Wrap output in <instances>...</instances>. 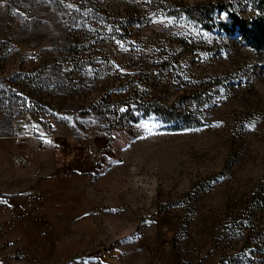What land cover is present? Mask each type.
<instances>
[{
  "label": "rangeland",
  "instance_id": "obj_1",
  "mask_svg": "<svg viewBox=\"0 0 264 264\" xmlns=\"http://www.w3.org/2000/svg\"><path fill=\"white\" fill-rule=\"evenodd\" d=\"M218 1L254 13L0 0V133L37 113L46 134L13 163L19 198L0 192V264H264V49L222 9L184 11ZM155 102L197 124L145 112Z\"/></svg>",
  "mask_w": 264,
  "mask_h": 264
},
{
  "label": "crops",
  "instance_id": "obj_2",
  "mask_svg": "<svg viewBox=\"0 0 264 264\" xmlns=\"http://www.w3.org/2000/svg\"><path fill=\"white\" fill-rule=\"evenodd\" d=\"M44 128L42 126L40 116L37 113L34 114H26L20 118L14 125L13 128H6L5 132L0 133V165L2 169L0 170V183L3 185V188L0 189L3 197H15L19 198L21 194V189H16L18 186V175L19 171L13 163L23 158L25 160L30 158L29 153L32 149L39 144H42L43 141L41 137H44ZM14 137L17 138L14 141ZM39 146V147H42ZM33 149V150H34ZM49 168L46 171H43L41 167H38L39 170L34 171V176L37 178L36 187L39 185L40 181L44 182L45 179H50L52 176H56L57 169L55 167H47ZM49 173V175H47ZM26 174V172H24ZM11 182L12 187H6L7 182ZM35 184H26L24 185V189L26 192H29L27 189H31V187H35ZM42 188L46 189L47 186H43ZM12 195V196H11ZM10 201V200H9ZM20 202V201H18Z\"/></svg>",
  "mask_w": 264,
  "mask_h": 264
},
{
  "label": "trees",
  "instance_id": "obj_3",
  "mask_svg": "<svg viewBox=\"0 0 264 264\" xmlns=\"http://www.w3.org/2000/svg\"><path fill=\"white\" fill-rule=\"evenodd\" d=\"M251 6L253 7L254 13L252 14H241L234 8L230 7L228 2H221L214 4L206 3H190L185 7V13L198 17V20L202 21V17L207 12L208 9H211L213 6L217 9H222L226 14V23L223 24L224 29L228 33L236 34V37L240 39L246 47L253 49L254 51H263L264 49V0H250ZM213 5V6H212ZM220 20L216 22L218 25ZM222 22V21H221ZM214 23V22H213ZM153 111L159 116H167L169 119H175L173 109L171 106H162L159 103H154L152 108H149L145 112ZM177 121H181L176 125V128L181 126H193L197 124V119L192 121L186 113H181L176 118ZM252 208H248L249 213ZM249 213L247 218H249ZM240 214H232V222L239 223L242 222L239 218ZM237 218L239 220L237 221Z\"/></svg>",
  "mask_w": 264,
  "mask_h": 264
},
{
  "label": "built area",
  "instance_id": "obj_4",
  "mask_svg": "<svg viewBox=\"0 0 264 264\" xmlns=\"http://www.w3.org/2000/svg\"><path fill=\"white\" fill-rule=\"evenodd\" d=\"M8 46H9V44L6 43L4 47H8ZM10 112H11L10 116L12 119H17L20 116V114L22 113L21 110L18 108H15V109L11 110ZM16 140H17V138L14 137V141H16ZM39 146H42V144H39ZM21 161L24 162V159L22 158Z\"/></svg>",
  "mask_w": 264,
  "mask_h": 264
},
{
  "label": "bare ground",
  "instance_id": "obj_5",
  "mask_svg": "<svg viewBox=\"0 0 264 264\" xmlns=\"http://www.w3.org/2000/svg\"><path fill=\"white\" fill-rule=\"evenodd\" d=\"M18 109H19V108H18ZM20 110H21V109H20ZM21 114H22V113H21ZM21 114H20V115H21ZM19 117H20V116H19Z\"/></svg>",
  "mask_w": 264,
  "mask_h": 264
}]
</instances>
